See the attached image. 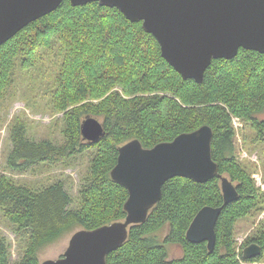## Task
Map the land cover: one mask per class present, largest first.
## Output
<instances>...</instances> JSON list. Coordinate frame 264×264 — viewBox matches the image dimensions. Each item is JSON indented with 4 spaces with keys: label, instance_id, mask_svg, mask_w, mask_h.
Listing matches in <instances>:
<instances>
[{
    "label": "trees",
    "instance_id": "trees-1",
    "mask_svg": "<svg viewBox=\"0 0 264 264\" xmlns=\"http://www.w3.org/2000/svg\"><path fill=\"white\" fill-rule=\"evenodd\" d=\"M19 73L34 74L32 88L44 91L46 108L63 114L56 122L62 121L63 138H32L19 116L11 124L12 149L0 172V221L15 233L19 254L13 258V244L0 230V264H41L40 251L77 227L124 220L129 192L111 176L120 146L138 138L153 147L205 124L214 130L212 153L219 172L237 183L238 199L225 204L218 175L206 183L172 177L147 219L130 227L127 241L108 254L107 263L244 264L262 257L246 260L243 249L251 241L264 248V221L237 247V223L264 210V191L235 154L232 119L239 117L252 130V141H264L259 116L264 113V54L242 48L232 59H214L198 83L184 79L162 56L142 21L133 22L118 8L97 1L73 6L64 0L0 45V109L16 93ZM87 115L104 123L106 135L97 142L82 138ZM84 157L76 197L61 174L29 183L14 176L48 173L57 163L72 165ZM206 205L222 206L214 251L206 241L187 237ZM167 223L170 229L159 240L154 233ZM169 243L181 245L183 255L170 259Z\"/></svg>",
    "mask_w": 264,
    "mask_h": 264
},
{
    "label": "water",
    "instance_id": "water-1",
    "mask_svg": "<svg viewBox=\"0 0 264 264\" xmlns=\"http://www.w3.org/2000/svg\"><path fill=\"white\" fill-rule=\"evenodd\" d=\"M64 0H0V45L31 22L55 11ZM97 1L118 8L129 20L142 21L153 34L162 56L184 79L202 83L214 59H232L240 49L264 54V0H71L73 6ZM84 141L97 142L106 135L103 121L87 115L81 124ZM213 128L179 134L171 141L145 147L134 138L119 148L112 178L124 185L129 196L126 218L94 229H78L70 237L63 256L41 264H108L107 256L128 239L129 229L144 222L161 200L163 185L175 176L206 183L219 176L225 204L238 199L239 191L227 175L219 172L213 158ZM222 206L206 205L194 217L187 237L216 247V224ZM263 246L252 242L243 249L244 259L263 254Z\"/></svg>",
    "mask_w": 264,
    "mask_h": 264
},
{
    "label": "rangeland",
    "instance_id": "rangeland-1",
    "mask_svg": "<svg viewBox=\"0 0 264 264\" xmlns=\"http://www.w3.org/2000/svg\"><path fill=\"white\" fill-rule=\"evenodd\" d=\"M23 76L25 78H23ZM32 78H34V74L19 73L16 93L10 94L12 99H9L8 102L7 98L6 103H8V105H4L0 109V172L4 170L8 154L12 149L9 129L17 116L26 122L29 136L32 138H63L60 129L62 121H59L56 125L57 120L60 119L63 114L60 112L52 113L46 108V99L41 96L44 91L32 88ZM259 116L261 119H264V113L259 114ZM232 120L236 131L234 139L235 154L243 164L252 170V175L256 180L257 186L264 191V141H252L254 135L252 130L247 125H244V122L239 117L234 116ZM86 161L87 159L84 157L74 162L72 165L66 166L65 164L57 163L51 166L50 172L48 173L39 174L42 172L37 171L35 172L36 174H34L33 171H29L28 173L15 174L14 176L16 180L29 183L39 179H48L52 175L61 174L62 176L60 178L67 180L68 184H70L71 192L76 197L79 190L81 172L84 170ZM5 172L11 174L8 171ZM234 183L237 185L236 182ZM31 185H36V182H32ZM263 221L264 210L261 212H253L240 219L236 226V240L239 250L241 249V245L247 243L248 238L256 234ZM78 229L80 230L83 228L77 227L76 230ZM168 229H170L169 223L165 224L154 234H156L159 240H164L168 233ZM0 230L7 236L8 240L12 242V254L13 258L16 259L19 253L17 251L15 233L9 225L3 221H0ZM75 231L68 233V235L62 239L44 247L39 253L40 261L57 259L63 256L69 244L70 237ZM168 247L170 259L179 258L183 255V248L181 245L169 243ZM244 264H264V251L262 257L258 261L251 263L246 262Z\"/></svg>",
    "mask_w": 264,
    "mask_h": 264
},
{
    "label": "flooded vegetation",
    "instance_id": "flooded-vegetation-1",
    "mask_svg": "<svg viewBox=\"0 0 264 264\" xmlns=\"http://www.w3.org/2000/svg\"><path fill=\"white\" fill-rule=\"evenodd\" d=\"M252 242H255V241H251V242H249L248 244H246L245 246L249 245V244L252 243ZM245 246H244V247H245ZM263 249H264V248H263ZM243 258H244V257H243Z\"/></svg>",
    "mask_w": 264,
    "mask_h": 264
}]
</instances>
